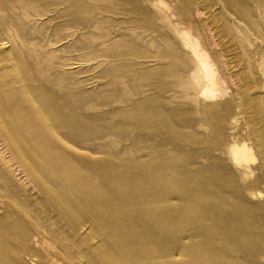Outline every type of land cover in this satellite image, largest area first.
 I'll list each match as a JSON object with an SVG mask.
<instances>
[{
    "label": "rangeland",
    "instance_id": "obj_1",
    "mask_svg": "<svg viewBox=\"0 0 264 264\" xmlns=\"http://www.w3.org/2000/svg\"><path fill=\"white\" fill-rule=\"evenodd\" d=\"M0 264H264V0H0Z\"/></svg>",
    "mask_w": 264,
    "mask_h": 264
},
{
    "label": "bare ground",
    "instance_id": "obj_2",
    "mask_svg": "<svg viewBox=\"0 0 264 264\" xmlns=\"http://www.w3.org/2000/svg\"><path fill=\"white\" fill-rule=\"evenodd\" d=\"M205 63V61H203ZM204 93H207V92H204Z\"/></svg>",
    "mask_w": 264,
    "mask_h": 264
}]
</instances>
